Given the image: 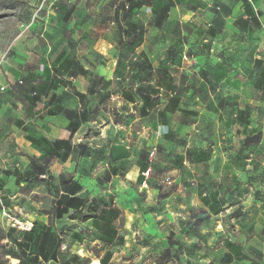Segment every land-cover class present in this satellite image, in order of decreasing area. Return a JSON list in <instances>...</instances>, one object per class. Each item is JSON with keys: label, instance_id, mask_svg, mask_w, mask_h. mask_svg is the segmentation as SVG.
I'll return each instance as SVG.
<instances>
[{"label": "crops", "instance_id": "crops-1", "mask_svg": "<svg viewBox=\"0 0 264 264\" xmlns=\"http://www.w3.org/2000/svg\"><path fill=\"white\" fill-rule=\"evenodd\" d=\"M87 2L81 14H76L81 4L56 5L57 9L65 6L72 10L68 18L64 13L56 14L59 19L79 22L78 27L82 29L74 30L72 34L70 31L60 33L59 38L65 36L68 46L65 50L59 48L60 53L47 66L25 61V72L12 83L10 96L17 106L5 103V97H0L1 226L9 227L2 206L33 224L35 221L49 223L52 211L46 210L45 205L50 201L52 209L56 193L54 188L46 185L48 178L44 174L33 181L25 179L23 173L31 168L30 156L52 158L47 169L54 176V183L61 174L72 177L82 185L76 196L90 200L98 197L103 204L113 203L121 210L116 222L118 233L110 244L101 240L99 227L93 219L83 221L81 216L70 217L76 212L75 208L55 219L57 222H52V227L61 234L64 242L58 260H50L48 264H61L75 254L79 259L73 264H92L96 260L103 264L108 250L111 257L104 260L107 264L113 262L112 247L123 237L122 229L129 226V211L122 202V193L145 191L158 197L157 185L160 183L154 180L149 183L145 176L139 181V176L151 169V164L146 157L136 154L150 150L155 144L154 137L162 151L163 162L179 164L181 169L194 164L186 158L187 149L193 147L181 145L167 136L169 130L173 136L175 130L183 133L179 124L170 128L171 116L185 108V96L190 92L184 87L192 74L201 84L207 85L205 95L195 88L193 96L212 109L209 113H213L214 141L210 148L213 160L221 154L223 164L234 166L230 137L232 140L236 135L244 141L248 135L261 132L260 142L243 146L241 151L245 156L254 151L259 170L264 168V0H174L168 17L160 26L156 23L159 9L167 0H152L151 4L130 13L129 20L142 26L140 32L130 36L125 33L122 17L128 0L100 1L99 13L95 16L102 27L98 32L91 31ZM214 6L221 9L214 12ZM238 19H243L242 25ZM192 26L194 30L190 31ZM205 28L207 32L202 33ZM176 34L189 36L197 43L189 52L191 45L185 42V48L177 52V60H172L171 39ZM136 38L137 45L130 46ZM80 53L82 59L75 56ZM186 53L187 59L184 58ZM109 55L113 57L112 67L106 62ZM175 68L179 70L176 77ZM208 68L213 69V75ZM201 69L203 73H200ZM178 87L184 89L180 108L175 113L160 116ZM75 90L84 96L76 95ZM221 126L225 127L223 133ZM155 127L166 129L157 136ZM72 131L71 152L64 158V149L57 148L55 142L68 140ZM243 162L247 168L251 167V159L245 157ZM15 169L20 174L5 172ZM182 174L178 179L182 180ZM249 176L250 172L241 174V182L252 184L245 194L254 198L256 190L264 197V173L254 179ZM219 177L215 172L214 178ZM231 190L235 194L239 192L234 183ZM261 204L264 201H257L256 212L251 208L252 201L242 208L255 217L247 218L249 229L264 231V205ZM234 207L226 212L235 210ZM234 214L233 218L239 222L237 227L242 228L241 218ZM94 233L97 235L92 236ZM89 235L95 243L105 247L101 254L90 256L88 250L83 253L85 242L91 241ZM244 239L247 237H241L239 243L243 244ZM10 245L14 243L10 242ZM75 247L79 249L75 250ZM13 259L16 258H11L12 264H18L19 260L14 263Z\"/></svg>", "mask_w": 264, "mask_h": 264}, {"label": "rangeland", "instance_id": "rangeland-1", "mask_svg": "<svg viewBox=\"0 0 264 264\" xmlns=\"http://www.w3.org/2000/svg\"><path fill=\"white\" fill-rule=\"evenodd\" d=\"M85 1L0 0V97H5V103L10 102L14 107L17 106L10 96L12 83H16L20 79L18 77L25 72L23 68L25 61L47 66L53 62L52 58L60 53L59 48L63 47L65 50L68 46L65 36L59 38L60 33L70 31L72 34L74 30L82 29L78 27L79 22L59 19L56 14L61 13L62 7L57 9L56 5L81 4L76 11V14H81L85 8ZM100 1L102 0L87 2L92 32H98L102 28L95 17L99 13L97 9ZM189 30L193 31L194 27H190ZM185 42H189L191 46L197 43L186 35L179 37L177 34L171 39L172 46L178 51L185 48ZM75 56L83 58L81 53ZM106 62L112 67L113 57L109 55ZM208 71L213 75V69L208 68ZM173 72L175 77L178 76V69L175 68ZM195 88L202 95L206 94L207 85L201 84L199 78L192 74L187 86L184 87L186 92H190L185 96L187 99L185 108H180L179 112L171 116L170 128L179 124V129H184L182 135L175 130L173 140L196 149L211 148L214 141L213 113L209 112L212 109L209 104L195 100L193 96ZM157 128L155 127V130H158L157 136L166 129ZM224 129L225 127L221 126L220 132L223 133ZM180 135L181 138L178 137ZM156 141L157 138L154 137L155 144L150 150L137 151L136 154L139 157H146L151 164L149 174L148 170L145 171L146 174L144 173L149 183L152 180L160 183L168 195L161 199L156 194H148L145 191L122 193V202L129 211V226L122 229L123 238L112 247L114 257L111 264H227L224 256L228 250L225 239L232 238L241 242V237L245 236L247 240H243L242 250L248 257L235 258L229 264H264V231L257 228L249 229L247 218L255 217L242 210L249 201H252L251 208H255L253 211L256 212L257 201H264V197L254 190V198H249L245 192L252 184L241 182L242 173L250 172L249 177L254 179L264 173V168L260 171V164L256 160L252 161L250 168L245 166L243 162L245 155L241 151L243 140L236 135L232 136V140L230 137L234 166L223 164L224 158L220 154L216 160H213L212 156L206 162L186 165L183 169L179 164L163 162L160 157L162 151ZM262 156L264 157V154ZM215 172L220 175L217 180L214 178ZM181 173L182 180L178 179ZM167 177L178 180L167 184L165 182ZM232 183L239 189L237 194L231 190ZM215 191L218 193L216 197L213 196ZM231 206H235V210L226 212ZM45 207L46 210H51L50 201ZM234 213L241 218L242 228L237 227L236 224L239 222L233 218ZM56 222L54 219L53 223ZM95 235L97 233L92 236ZM89 236L91 241L85 242L83 253L86 254L88 250L90 256L101 254L105 247L95 243L93 237ZM13 262L17 263L15 259ZM92 264L100 262L96 260Z\"/></svg>", "mask_w": 264, "mask_h": 264}, {"label": "trees", "instance_id": "trees-1", "mask_svg": "<svg viewBox=\"0 0 264 264\" xmlns=\"http://www.w3.org/2000/svg\"><path fill=\"white\" fill-rule=\"evenodd\" d=\"M152 0H128V5L126 11L122 13V17L125 20V33L130 36L133 33L140 32L142 26H139L136 22L129 20L130 13L135 9L139 8L145 4H151ZM174 4V0H167L166 4L159 9V17L157 19V24L160 26L163 21L168 17V11L170 6ZM61 13H64L65 18L70 16L72 10H69L65 6H61ZM220 6H214L213 11H219ZM237 22L241 25L243 24V19H238ZM178 28V24L175 29ZM204 32H207L204 31ZM203 33V30H202ZM177 35V34H176ZM137 38L130 44V46L135 47L137 45ZM194 45L191 46V48ZM208 46V45H204ZM178 49L173 47L172 50V60H177ZM188 55V53H186ZM180 57H183L181 53ZM74 62V61H72ZM120 60L118 61V64ZM203 69L200 70V73H203ZM21 84L22 81H19ZM76 95L82 97L84 94L79 91H74ZM184 94V89L178 87L172 96L169 98L168 103L159 115L164 116L167 113H175L180 108L181 98ZM150 105V103H149ZM74 131H72L71 136L68 140H58L55 142L57 148L64 149V158H66L71 152L72 148V139ZM167 136L173 138V133L171 130L167 133ZM262 139V133L258 132L253 135H248L244 141L243 146H250L254 143L260 142ZM212 157V151L210 148H188L186 151V158L188 161L193 163L206 162ZM246 158L251 159V163L255 160V152L250 151ZM31 159V168L24 172L25 179L27 181H33L39 178L44 174L48 179L45 181L46 185L50 188H54L56 197L54 198L52 205V214L49 215V223L43 224L39 221H35L30 230H20L18 231L15 227H3L0 225V264H11V258H16L19 260L18 264H48L50 260H58V254L62 248L64 239L61 237L56 230L52 227V222L54 219H59L64 217L69 213L71 208H75L76 212L70 214L71 218H76L81 216L83 221L93 219L95 224L99 227L101 240L110 244L112 239L117 235L118 229L116 222L121 214V210L117 205H105L103 204L98 197H93L90 199H82L76 194L82 189V185L74 180L72 177H67L66 175L61 174L57 180L54 181V176L48 172V165L51 163L52 158L45 156L42 159H38L34 156H30ZM143 171H145V166H143ZM7 174H20V171L15 169L14 171L6 170ZM144 175L139 176V181L143 179ZM52 180V181H50ZM158 187V197L165 198L167 193L164 191L163 185H157ZM218 195L217 191L213 194L216 197ZM124 223V218L121 219V224ZM123 237H121L122 239ZM8 240V241H5ZM10 242H13L14 245H10ZM227 252L224 254L225 263H232L235 258H247L248 255L242 250V244L233 241L231 239H225ZM111 252L106 251L104 258H110ZM262 255L263 253L260 252ZM102 259L103 264H107V261ZM15 259V260H16ZM79 259V255L75 254L68 260L62 261L61 264H73Z\"/></svg>", "mask_w": 264, "mask_h": 264}, {"label": "built area", "instance_id": "built-area-1", "mask_svg": "<svg viewBox=\"0 0 264 264\" xmlns=\"http://www.w3.org/2000/svg\"><path fill=\"white\" fill-rule=\"evenodd\" d=\"M184 58L187 59V55H184ZM150 170L147 171V174H149ZM146 174V173H145ZM165 182L167 184H171L173 180L170 177H167L165 179ZM3 197L0 194V204L2 205ZM3 217L7 220V225L11 227H16L19 230H30L33 226V223L30 221H25L19 218L18 216L11 213V211L6 208L5 206H2L1 208Z\"/></svg>", "mask_w": 264, "mask_h": 264}]
</instances>
